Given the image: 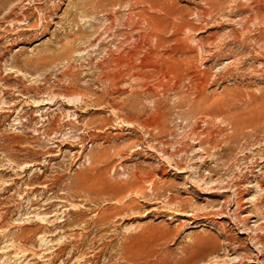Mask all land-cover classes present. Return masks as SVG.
Masks as SVG:
<instances>
[{"label":"rangeland","instance_id":"obj_1","mask_svg":"<svg viewBox=\"0 0 264 264\" xmlns=\"http://www.w3.org/2000/svg\"><path fill=\"white\" fill-rule=\"evenodd\" d=\"M0 264H264V0H0Z\"/></svg>","mask_w":264,"mask_h":264},{"label":"bare ground","instance_id":"obj_2","mask_svg":"<svg viewBox=\"0 0 264 264\" xmlns=\"http://www.w3.org/2000/svg\"><path fill=\"white\" fill-rule=\"evenodd\" d=\"M254 17V16H253ZM202 85V84H201ZM70 100H79V97H71ZM39 101V100H38ZM190 109V108H189ZM203 109V108H202ZM119 118V117H118ZM239 131V130H238ZM33 150V149H32ZM237 205H239V203H237ZM38 233V232H37ZM9 236V235H8ZM11 236V235H10ZM26 236V235H25ZM20 241V240H19ZM28 243V242H27Z\"/></svg>","mask_w":264,"mask_h":264}]
</instances>
